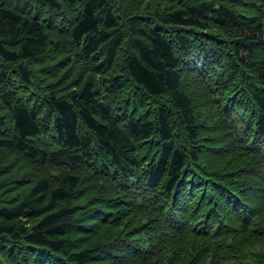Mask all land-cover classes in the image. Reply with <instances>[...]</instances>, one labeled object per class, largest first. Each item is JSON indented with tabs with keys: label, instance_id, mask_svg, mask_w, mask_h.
<instances>
[{
	"label": "trees",
	"instance_id": "obj_1",
	"mask_svg": "<svg viewBox=\"0 0 264 264\" xmlns=\"http://www.w3.org/2000/svg\"><path fill=\"white\" fill-rule=\"evenodd\" d=\"M0 264H264V0H0Z\"/></svg>",
	"mask_w": 264,
	"mask_h": 264
}]
</instances>
